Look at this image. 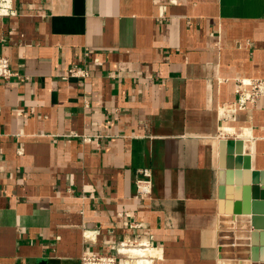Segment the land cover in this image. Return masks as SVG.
Segmentation results:
<instances>
[{"label": "crops", "instance_id": "1", "mask_svg": "<svg viewBox=\"0 0 264 264\" xmlns=\"http://www.w3.org/2000/svg\"><path fill=\"white\" fill-rule=\"evenodd\" d=\"M13 3L0 16L14 71L0 80V264H77L90 243L138 234L163 264H264L237 211L244 186L219 194L222 137L264 172V97L220 115L241 81L264 79V0Z\"/></svg>", "mask_w": 264, "mask_h": 264}, {"label": "built area", "instance_id": "2", "mask_svg": "<svg viewBox=\"0 0 264 264\" xmlns=\"http://www.w3.org/2000/svg\"><path fill=\"white\" fill-rule=\"evenodd\" d=\"M13 0H0V16L15 14ZM10 60L0 53V80L10 79L14 75ZM69 75L75 77H87L89 72L79 67L69 69ZM239 99L236 104H225L227 115L224 118H236L237 110L245 108L248 103H256L264 97V79H246L241 81L238 88ZM148 174L149 170L144 169ZM138 194L145 197L149 194V183L140 181ZM137 225V224H136ZM135 226V225H134ZM163 258L159 254L157 246L150 238H144L138 234L137 237H123L104 243L103 248H96L95 243H90L84 248L77 264H163Z\"/></svg>", "mask_w": 264, "mask_h": 264}, {"label": "water", "instance_id": "3", "mask_svg": "<svg viewBox=\"0 0 264 264\" xmlns=\"http://www.w3.org/2000/svg\"><path fill=\"white\" fill-rule=\"evenodd\" d=\"M220 169H219V194L220 198L226 197L229 191L228 185L236 183L242 185L243 200L242 206L237 211L244 214H251V221L254 229L250 232L252 240L253 260L260 258L264 260V248L258 247L259 243L264 244V202H260V177H264V172L252 170L250 154H244V141L240 138L219 139ZM244 154V155H242ZM243 161V164H242ZM240 190V187L238 188ZM264 199V191L261 192Z\"/></svg>", "mask_w": 264, "mask_h": 264}, {"label": "bare ground", "instance_id": "4", "mask_svg": "<svg viewBox=\"0 0 264 264\" xmlns=\"http://www.w3.org/2000/svg\"><path fill=\"white\" fill-rule=\"evenodd\" d=\"M222 111V110H221ZM237 120V119H236ZM232 121V120H231ZM234 122V121H233ZM222 128H223V131L224 132H236V133H238L237 135L239 136V137H248V132H247V130H245L243 133L242 132H240V131H238L237 132V130L235 129V127H233L232 125H229V124H227V123H224L223 125H222ZM251 136V135H250ZM249 136V137H250ZM216 142H217V140L215 141V144H216ZM245 151L246 152H250V150L252 149L251 148V142L249 141V139L247 138L246 139V145H245Z\"/></svg>", "mask_w": 264, "mask_h": 264}, {"label": "rangeland", "instance_id": "5", "mask_svg": "<svg viewBox=\"0 0 264 264\" xmlns=\"http://www.w3.org/2000/svg\"><path fill=\"white\" fill-rule=\"evenodd\" d=\"M225 114H227V111L225 112ZM220 115H221V117H223L224 116V114L222 115L221 113H220ZM224 121H226V122H231V118L230 117H228L227 119L226 118H224ZM229 133H233V132H229Z\"/></svg>", "mask_w": 264, "mask_h": 264}]
</instances>
